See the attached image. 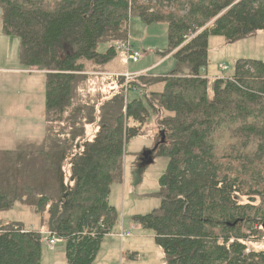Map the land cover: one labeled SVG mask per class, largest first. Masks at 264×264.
Here are the masks:
<instances>
[{"label":"trees","instance_id":"obj_1","mask_svg":"<svg viewBox=\"0 0 264 264\" xmlns=\"http://www.w3.org/2000/svg\"><path fill=\"white\" fill-rule=\"evenodd\" d=\"M0 10L21 64L47 75L44 140L0 151V212L29 207L40 230L1 221L0 264H42V231L66 242V264H95L120 223L110 196L128 145L158 115L165 140L154 157L169 161L161 205L133 221L154 231L166 264H264L250 247L264 239V62L201 74L211 37L233 44L264 32V0H0ZM134 18L168 25L162 55L176 70L106 75ZM96 77L99 96L85 97Z\"/></svg>","mask_w":264,"mask_h":264},{"label":"rangeland","instance_id":"obj_2","mask_svg":"<svg viewBox=\"0 0 264 264\" xmlns=\"http://www.w3.org/2000/svg\"><path fill=\"white\" fill-rule=\"evenodd\" d=\"M12 39L15 41L0 53L2 66L13 67L19 64L20 40L16 37ZM129 43L140 52L142 56L140 62L132 63L128 61L125 53L120 52L118 57L109 64L107 68L109 72L139 71L147 68L137 73L136 77L146 75V80H149L176 70V60L171 56L164 59L162 55L169 46L166 23L146 25L138 18L132 19L129 27ZM106 49V45L100 46V52ZM162 59H164L162 62L153 66ZM239 60L264 62V32H259L254 37L233 44H228L222 37H211L209 39V63L201 72L203 76L209 78L221 75L230 77L234 74L236 63ZM223 68L228 69L224 74L221 73ZM46 81L47 76L44 77L43 74H29L27 78L15 75L7 78L6 81L7 89L8 85L12 87L14 98L18 97L22 91L28 99L29 117L23 122L27 126V135L32 140H41L46 128ZM25 83H27L26 94ZM21 85H23L22 88ZM95 88V85L89 88L88 91L91 93L85 94V97L88 95L91 98H97L99 95ZM138 94H131V98ZM99 101L98 108L105 103L101 99ZM41 105L43 108L40 107ZM14 111L19 110L16 108ZM158 117L161 118L159 115L157 119L153 117L154 119L145 128V134L131 140L128 145L123 183L113 184L110 196L111 205L119 212L120 223L105 237L95 264H166L164 252L156 243L154 231L133 221L134 216L146 215L161 205V200L155 194L160 189L159 180L165 173L169 161L165 157H154L152 164H144L140 161L143 154L153 150L162 137ZM91 131H93L92 127ZM38 219L39 217L29 207L20 204H16L9 211L0 212V220L23 222V225L29 229L31 226L36 228L35 231L39 228ZM43 236L45 239L42 264H66V242L58 239L55 246H50L47 244L48 234L45 232ZM250 247L256 251H264V239L251 243ZM131 255H134V258Z\"/></svg>","mask_w":264,"mask_h":264},{"label":"crops","instance_id":"obj_3","mask_svg":"<svg viewBox=\"0 0 264 264\" xmlns=\"http://www.w3.org/2000/svg\"><path fill=\"white\" fill-rule=\"evenodd\" d=\"M13 37L7 36L3 33L2 30V24L0 27V53L4 50V48L9 47L11 43H13L15 40L12 39ZM134 47V46H133ZM136 50V49H135ZM164 59L158 61L153 66H156L160 62H162ZM19 64L8 67V66H2V62H0V151H17L25 146H28L30 144H39L41 143L46 134L47 129V123L46 128L44 131V135L41 140H32L29 139L27 135V126L24 124L23 120L28 119L29 113V102L27 97L22 94V91L19 93V96L14 98L12 96V87L11 85H8L7 89V78L15 75H20L21 77H28L29 74H43L44 77H46V72L41 71H34L30 70L27 67H24L21 64L20 57H19ZM113 62V61H112ZM111 62V63H112ZM109 63V64H111ZM109 64L105 67L106 74L108 73H115V74H123V73H132L137 74L140 72H143L146 69L139 70V71H127V72H120V71H108L107 68ZM152 66V67H153ZM151 68V67H150ZM149 69V68H148ZM203 75V73L201 72ZM105 81V78L101 79H93L89 82V88L93 87L95 85L96 92L100 89V86ZM23 85H21L22 88ZM25 94L27 92V83H25ZM91 93V92H89ZM43 108V105L40 106ZM18 109L19 111H14V109ZM24 109V110H23ZM26 123V122H25ZM21 126V127H18ZM30 135V134H29ZM12 222V221H4L0 220V222ZM14 222V221H13ZM23 223V222H19ZM38 227L37 230H40V219L37 221ZM24 224V223H23ZM33 226H31V230H34ZM42 234H45L44 231H42ZM48 244V240H47Z\"/></svg>","mask_w":264,"mask_h":264},{"label":"built area","instance_id":"obj_4","mask_svg":"<svg viewBox=\"0 0 264 264\" xmlns=\"http://www.w3.org/2000/svg\"><path fill=\"white\" fill-rule=\"evenodd\" d=\"M2 16V11L0 10V17ZM116 49L117 51L123 52L126 54L128 61L132 62V63H139L140 59H141V54L139 51L135 50V48L127 43L125 45H121V44H117L116 45ZM225 70V68H223ZM111 77H124L126 78L127 81H129L130 79L136 77V74H132V73H124V74H108ZM123 236H125V234H123ZM57 240L58 238L55 235H50L49 239H48V245L50 246H55L57 244Z\"/></svg>","mask_w":264,"mask_h":264},{"label":"water","instance_id":"obj_5","mask_svg":"<svg viewBox=\"0 0 264 264\" xmlns=\"http://www.w3.org/2000/svg\"><path fill=\"white\" fill-rule=\"evenodd\" d=\"M162 134V140L161 142H164V132H161ZM157 148V146H156ZM156 148H154L151 151L145 152L143 154V156L140 158L141 163H148V164H152L154 162V152L156 151Z\"/></svg>","mask_w":264,"mask_h":264},{"label":"bare ground","instance_id":"obj_6","mask_svg":"<svg viewBox=\"0 0 264 264\" xmlns=\"http://www.w3.org/2000/svg\"><path fill=\"white\" fill-rule=\"evenodd\" d=\"M127 43H129V42H127ZM130 44V43H129ZM162 135V134H161Z\"/></svg>","mask_w":264,"mask_h":264}]
</instances>
